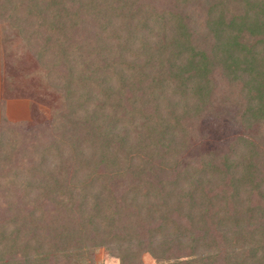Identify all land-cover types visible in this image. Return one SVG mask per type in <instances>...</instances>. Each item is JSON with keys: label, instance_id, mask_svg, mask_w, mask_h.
Returning <instances> with one entry per match:
<instances>
[{"label": "trees", "instance_id": "1", "mask_svg": "<svg viewBox=\"0 0 264 264\" xmlns=\"http://www.w3.org/2000/svg\"><path fill=\"white\" fill-rule=\"evenodd\" d=\"M2 22L64 106L0 120V264H264V0H0ZM225 105L256 135L185 154Z\"/></svg>", "mask_w": 264, "mask_h": 264}, {"label": "rangeland", "instance_id": "2", "mask_svg": "<svg viewBox=\"0 0 264 264\" xmlns=\"http://www.w3.org/2000/svg\"><path fill=\"white\" fill-rule=\"evenodd\" d=\"M197 14L198 11L194 17H198L195 19L199 25L195 28L202 29L201 18ZM20 37L11 24L0 23V120L4 116L21 130L39 132L48 127L56 112L63 108L64 100ZM214 110L199 120L197 133L191 136L185 154L224 151L235 137L256 135L257 125L245 127L236 118L233 105L215 106ZM92 255L93 264L119 263L107 248L96 247ZM157 263L151 254L143 253L140 264ZM77 264H89V260L82 257Z\"/></svg>", "mask_w": 264, "mask_h": 264}]
</instances>
